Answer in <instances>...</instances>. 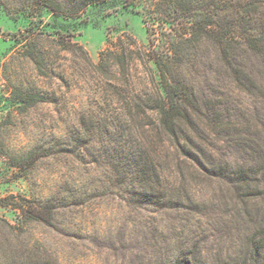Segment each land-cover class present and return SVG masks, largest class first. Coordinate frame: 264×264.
<instances>
[{
    "label": "rangeland",
    "instance_id": "obj_1",
    "mask_svg": "<svg viewBox=\"0 0 264 264\" xmlns=\"http://www.w3.org/2000/svg\"><path fill=\"white\" fill-rule=\"evenodd\" d=\"M202 1L211 12L214 0ZM56 2L58 11L38 0H0V197L19 194L56 207L52 226L0 207L29 245L19 264H177L200 254L211 263L240 264L254 228L230 185L196 173L176 177L178 160L166 170L172 161L160 142L119 125L120 97L152 92L148 65L131 62L129 93L117 85L116 71L93 66L115 42L137 50L148 49L150 37L170 39L177 24L164 23L166 10L172 20L187 13L172 10L167 0ZM187 54L183 78L202 84L219 78L212 46ZM35 93L43 101L35 102ZM35 150L36 161L22 168L7 157L23 159ZM137 150L174 175L175 192L204 204L194 209L184 199L167 208L136 201L129 164ZM4 236L0 264H11Z\"/></svg>",
    "mask_w": 264,
    "mask_h": 264
},
{
    "label": "trees",
    "instance_id": "obj_2",
    "mask_svg": "<svg viewBox=\"0 0 264 264\" xmlns=\"http://www.w3.org/2000/svg\"><path fill=\"white\" fill-rule=\"evenodd\" d=\"M167 1L172 10L187 13L185 19L172 20L166 10L164 23L177 24L170 39H161V43L160 38L150 37V47L137 50L136 42L131 44L134 48L115 42L113 48L101 53L98 63L89 61L105 73L116 71L117 85L125 93L131 92V62L139 59L148 65L152 92L141 95L135 91L130 99L120 97L124 111L118 115L119 125L132 133L142 129L150 133L153 143L160 142L172 161L165 169L171 171L173 159L178 160L176 177L188 180L196 173L230 185L242 215L254 228L240 264H264V213L259 219L258 207L260 202L264 210V0H214L211 12L204 10L202 0ZM38 2L60 10L56 0ZM206 46L213 48L217 64L213 72L223 76V82L206 78L202 84L181 76L183 64L189 60L188 49ZM241 96L254 102L248 104ZM39 97L35 93V102L43 101ZM7 157L13 167L22 168L36 161L38 154L35 150L23 159ZM129 165L136 201L167 208L184 199L194 209L204 204L195 196L175 192L170 187L173 174H164L155 157L143 150L135 151ZM0 207L13 208L25 221L54 223L56 207L51 201L35 203L10 194L0 197ZM2 232L12 255L11 264H19V252L29 248L21 241L19 226L0 216ZM177 264L217 263L200 254L182 257Z\"/></svg>",
    "mask_w": 264,
    "mask_h": 264
}]
</instances>
